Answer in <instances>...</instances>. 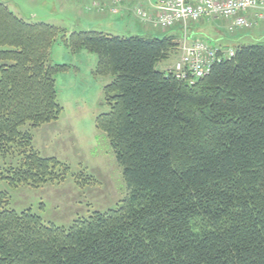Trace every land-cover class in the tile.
<instances>
[{
    "label": "trees",
    "instance_id": "obj_1",
    "mask_svg": "<svg viewBox=\"0 0 264 264\" xmlns=\"http://www.w3.org/2000/svg\"><path fill=\"white\" fill-rule=\"evenodd\" d=\"M60 29L0 1V154L12 187L64 182L69 166L34 148L32 129L58 121L51 64ZM182 30L158 37L74 33L67 45L112 76L96 120L123 171L118 206L71 227L10 208L0 191V264H264V42L233 46L191 86L157 65Z\"/></svg>",
    "mask_w": 264,
    "mask_h": 264
},
{
    "label": "rangeland",
    "instance_id": "obj_2",
    "mask_svg": "<svg viewBox=\"0 0 264 264\" xmlns=\"http://www.w3.org/2000/svg\"><path fill=\"white\" fill-rule=\"evenodd\" d=\"M0 1L25 21L58 27L61 34L50 50V63L70 66L67 72L57 76L58 101L63 108L60 119L37 129L29 125L24 128L32 133L34 148L41 156L57 158L69 166L66 180L48 182L39 187H12L4 176L9 174L14 156L0 154V191L8 193L9 207L17 212L32 210L45 223L65 228L95 212L116 208L126 198L128 187L107 135L96 124L99 116L109 112L105 88L113 77L97 74V56L86 50L74 53L63 35L69 40L74 33L100 31L119 37L163 38L177 28L164 32L146 26L148 24L143 25L134 11L137 5L128 6L127 2L122 7V0H112L110 14H98L97 11L103 7L102 0L97 1L99 7L94 5L95 0ZM113 6L116 13L112 12ZM220 24L224 34L231 35L227 31L226 20H203L191 26L190 33L195 29L199 32L192 41L201 39L211 44L208 32ZM235 42L232 46L260 41ZM179 56L172 54L160 62L157 69L165 71L173 67Z\"/></svg>",
    "mask_w": 264,
    "mask_h": 264
},
{
    "label": "built area",
    "instance_id": "obj_3",
    "mask_svg": "<svg viewBox=\"0 0 264 264\" xmlns=\"http://www.w3.org/2000/svg\"><path fill=\"white\" fill-rule=\"evenodd\" d=\"M153 8L156 18L142 5H137L135 12L144 22L153 23L164 32L182 30L181 56L167 72L191 86L207 76L216 63L235 56L234 49L224 50L201 39L192 41L191 26L203 20H226L229 32L237 33L264 25V0H154Z\"/></svg>",
    "mask_w": 264,
    "mask_h": 264
},
{
    "label": "crops",
    "instance_id": "obj_4",
    "mask_svg": "<svg viewBox=\"0 0 264 264\" xmlns=\"http://www.w3.org/2000/svg\"><path fill=\"white\" fill-rule=\"evenodd\" d=\"M97 1L99 2L100 0H95L94 1V5L98 4ZM127 2H128V6H131V5H142L143 8L145 9V11L149 15H151L153 18L157 17V11L153 8L154 0H122V7H123V3L126 5ZM99 4H98V7H99ZM102 4H103V7L99 11H97L98 14H107V13L110 14L109 9H110V7L113 4L112 0H102ZM114 7L115 6H113L112 9H114ZM103 9H105V10H103ZM125 11L126 10L124 9V12ZM124 12H123V14H124ZM135 14H136V12H135ZM122 16H124V15H122ZM137 18L143 25L148 24L146 26H148V27L151 26L154 29H158L153 23L144 22L138 16H137ZM222 28H223V25L220 24L218 26H213L211 31L208 32L209 36H210V41L212 42L211 43L212 46L220 47L222 49H226L227 50V49L232 48L233 47L232 45H234V43H237V42H235L236 40H241V41L256 40V41L264 42V25H261V26L257 27L258 31H255L257 29V28H255V29H252V30H242V31H239L237 33H230L228 28H227V31L229 32V34L234 35V36H238L239 38L231 36V35H228V34L227 35L224 34V32L222 31ZM196 33H199L198 30H196V29H195V31L192 30V36L191 37L192 38L197 37L198 34H196ZM178 43H179V48H178V51L176 52L177 55L181 54L182 38L179 39ZM238 43H239V41H238ZM168 69H170V68H168Z\"/></svg>",
    "mask_w": 264,
    "mask_h": 264
}]
</instances>
